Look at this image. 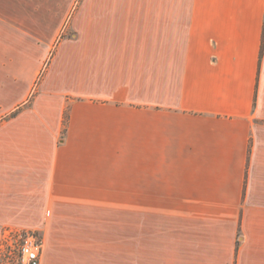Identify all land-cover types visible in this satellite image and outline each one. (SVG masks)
I'll return each mask as SVG.
<instances>
[{
    "label": "crops",
    "instance_id": "1",
    "mask_svg": "<svg viewBox=\"0 0 264 264\" xmlns=\"http://www.w3.org/2000/svg\"><path fill=\"white\" fill-rule=\"evenodd\" d=\"M8 228L40 264H264V0H0Z\"/></svg>",
    "mask_w": 264,
    "mask_h": 264
},
{
    "label": "built area",
    "instance_id": "2",
    "mask_svg": "<svg viewBox=\"0 0 264 264\" xmlns=\"http://www.w3.org/2000/svg\"><path fill=\"white\" fill-rule=\"evenodd\" d=\"M42 247L36 232L6 229L0 242V264H40Z\"/></svg>",
    "mask_w": 264,
    "mask_h": 264
},
{
    "label": "trees",
    "instance_id": "3",
    "mask_svg": "<svg viewBox=\"0 0 264 264\" xmlns=\"http://www.w3.org/2000/svg\"><path fill=\"white\" fill-rule=\"evenodd\" d=\"M15 114H16V113H14L13 116H14ZM68 116H69V113L66 111V113H65V124H66V122H67Z\"/></svg>",
    "mask_w": 264,
    "mask_h": 264
},
{
    "label": "rangeland",
    "instance_id": "4",
    "mask_svg": "<svg viewBox=\"0 0 264 264\" xmlns=\"http://www.w3.org/2000/svg\"><path fill=\"white\" fill-rule=\"evenodd\" d=\"M37 82V81H36ZM8 229H13V228H8ZM14 230H18V229H14ZM30 231H32V230H30ZM35 232V231H34ZM37 233V232H36ZM38 234V233H37Z\"/></svg>",
    "mask_w": 264,
    "mask_h": 264
}]
</instances>
